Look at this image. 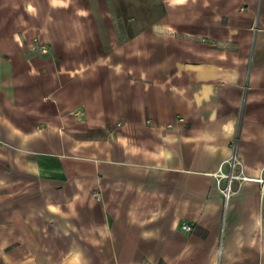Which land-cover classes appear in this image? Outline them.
I'll return each instance as SVG.
<instances>
[{
	"label": "crops",
	"instance_id": "1",
	"mask_svg": "<svg viewBox=\"0 0 264 264\" xmlns=\"http://www.w3.org/2000/svg\"><path fill=\"white\" fill-rule=\"evenodd\" d=\"M0 264H264V0H0Z\"/></svg>",
	"mask_w": 264,
	"mask_h": 264
},
{
	"label": "built area",
	"instance_id": "2",
	"mask_svg": "<svg viewBox=\"0 0 264 264\" xmlns=\"http://www.w3.org/2000/svg\"><path fill=\"white\" fill-rule=\"evenodd\" d=\"M44 51H46V49H44ZM236 151H237V143H234V156H233L232 162H231V172H230V174L222 175L223 177L225 176L228 179V183L226 184V186H223L221 189L224 196L226 197V199H228L231 196V193H232L231 182H232L233 178L236 177L234 174V169H235L236 165L239 163V160L236 156ZM97 197H99L98 193H97ZM182 227L184 229H187V230L191 229V226L188 224H183Z\"/></svg>",
	"mask_w": 264,
	"mask_h": 264
}]
</instances>
